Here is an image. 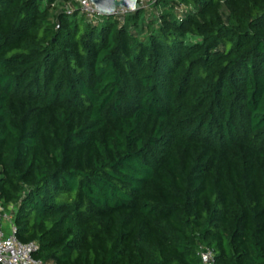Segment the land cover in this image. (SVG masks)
<instances>
[{
    "label": "trees",
    "instance_id": "obj_1",
    "mask_svg": "<svg viewBox=\"0 0 264 264\" xmlns=\"http://www.w3.org/2000/svg\"><path fill=\"white\" fill-rule=\"evenodd\" d=\"M67 1L0 0L16 240L42 264H264V0Z\"/></svg>",
    "mask_w": 264,
    "mask_h": 264
},
{
    "label": "built area",
    "instance_id": "obj_2",
    "mask_svg": "<svg viewBox=\"0 0 264 264\" xmlns=\"http://www.w3.org/2000/svg\"><path fill=\"white\" fill-rule=\"evenodd\" d=\"M74 7L87 21L95 20L100 15L88 0H68L64 4L65 13L70 14ZM12 209V204H3L0 200V264H19L22 261L42 264L40 260L31 257V253L37 249L35 242L20 243L16 240ZM195 252L200 264H215L213 251L207 245L198 244Z\"/></svg>",
    "mask_w": 264,
    "mask_h": 264
},
{
    "label": "water",
    "instance_id": "obj_3",
    "mask_svg": "<svg viewBox=\"0 0 264 264\" xmlns=\"http://www.w3.org/2000/svg\"><path fill=\"white\" fill-rule=\"evenodd\" d=\"M90 6H92L100 15L108 16L112 15L118 10L121 11H134L137 3H147L150 0H88ZM19 264H30L27 262H20Z\"/></svg>",
    "mask_w": 264,
    "mask_h": 264
},
{
    "label": "rangeland",
    "instance_id": "obj_4",
    "mask_svg": "<svg viewBox=\"0 0 264 264\" xmlns=\"http://www.w3.org/2000/svg\"><path fill=\"white\" fill-rule=\"evenodd\" d=\"M142 3H144V2H142ZM141 5H143V4H141Z\"/></svg>",
    "mask_w": 264,
    "mask_h": 264
}]
</instances>
